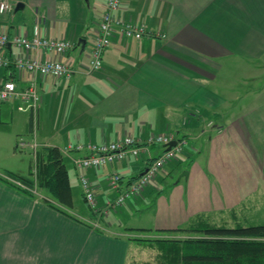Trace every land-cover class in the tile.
I'll return each mask as SVG.
<instances>
[{"label": "crops", "instance_id": "0c3cea01", "mask_svg": "<svg viewBox=\"0 0 264 264\" xmlns=\"http://www.w3.org/2000/svg\"><path fill=\"white\" fill-rule=\"evenodd\" d=\"M19 1L30 14L25 18L13 10L0 15V30L16 27L31 34L40 18L45 35L75 42L80 37L87 40L83 50L79 45L69 54L75 69L71 77L36 78L41 95L36 125L32 112L20 108L18 97L0 101V145L25 148L33 157L34 142L38 151L44 146L59 147L70 172L73 211L82 212L81 201L87 204L80 184L82 173L94 186L101 207L138 178L164 149L158 144L148 145L138 158L80 171L73 157L88 154L89 143L114 141L127 134L146 138L153 132L173 131L185 136L192 146L188 144L178 159L170 162L174 164L160 174L175 175L168 189H155L154 183L112 211L118 228L88 204L91 216L87 212L75 216L68 209L79 221L50 206L42 194L31 197L0 180V264H160L158 254L155 259L145 255L150 247L130 239L140 231L129 228L182 227L195 220L196 214L241 210L247 197L251 206L262 204L255 193L259 190L257 164L262 161L264 168V158L253 157L246 146L230 164L218 154L231 144L236 147L237 142L263 141L255 135L241 138L228 122L243 95L264 90V85L260 89L247 87L264 74L259 79L246 76L238 85L224 80L220 87L214 81L227 60L244 61L264 70V0H122L116 16L144 25L149 33L141 38L128 37L116 28L103 53V66L91 72L88 60L106 0H93V5L91 0ZM72 15L77 18L73 25ZM6 51L17 50L8 45ZM9 75L18 88L33 79L28 73L20 76L14 67L0 68V80ZM241 85L244 87L239 89ZM56 111L63 117L62 126L54 130ZM255 112L264 117V109ZM205 121L213 123L206 126ZM222 132L225 135H220ZM21 141L25 144L20 145ZM199 141L206 151H201ZM69 144L84 148L66 151ZM12 155L14 160L18 154L14 151ZM0 168V172L10 170ZM185 170L188 176L179 179ZM113 171L123 178L119 189L109 183ZM216 179L222 180L221 185L211 183ZM136 242L140 246L132 248L131 243Z\"/></svg>", "mask_w": 264, "mask_h": 264}, {"label": "built area", "instance_id": "2783aa9c", "mask_svg": "<svg viewBox=\"0 0 264 264\" xmlns=\"http://www.w3.org/2000/svg\"><path fill=\"white\" fill-rule=\"evenodd\" d=\"M122 0H106L105 10L102 13L98 23V30L94 35L93 46L88 60V71H95L103 66V53L111 44L112 36L116 28L128 37L141 38L149 31L142 24L118 18L117 11L121 8ZM15 9L11 0H0V15H6ZM14 46L17 51L8 52V45ZM76 42L69 38H55L45 35L41 31L40 18L37 19L33 32L31 34L22 33L18 28L11 30H0V68L14 67V70L20 76L28 73L33 79L23 88H18L15 80L9 75L7 79L0 80V101H8L12 97H18L21 100L20 108L28 109L34 115V124L36 125L37 111L41 102V95L37 87L36 78L54 77L69 78L74 73V64L69 58V54L75 47ZM46 54H50L47 55ZM176 140L177 143L170 149H167L169 142ZM186 139L177 138L171 132H153L146 138L135 137L127 134L114 141H103L102 143H89L86 147L89 153L82 156L73 157V163L80 171L94 168L99 169L109 166L118 161H124L130 157L138 158L141 153L147 149L148 145L158 144L163 146L162 152L152 159L145 172L136 180L130 182L120 194L106 201L105 208L99 207L96 191L91 181L85 174H81L80 184L82 193L87 204L95 212L101 211L108 213L109 209H117L125 203V200L131 195L140 194V192L149 184L168 161L176 158L183 151ZM25 142L21 141L20 145ZM37 143H33L34 157ZM83 145L69 144L66 151L80 150ZM8 180L15 184L28 188L22 181L6 173H1ZM109 183L112 188L119 189L121 184V175L116 171L109 174ZM38 196L39 192L33 190Z\"/></svg>", "mask_w": 264, "mask_h": 264}, {"label": "trees", "instance_id": "16d2710c", "mask_svg": "<svg viewBox=\"0 0 264 264\" xmlns=\"http://www.w3.org/2000/svg\"><path fill=\"white\" fill-rule=\"evenodd\" d=\"M78 46L79 44L76 42L75 47ZM168 132L175 134L177 138L188 141L185 136L180 137L173 131ZM35 154V169L30 172L32 176L21 175L10 170L3 171L22 181L29 189L15 184L3 175H0V180L31 197L38 196L33 191L34 189L37 191L38 187L46 189L53 199V201L49 200L50 206L79 220L67 210L73 207V194L70 172L62 151L57 146H44L39 151L36 150ZM121 182H123L122 176ZM95 213L103 214L101 211ZM196 219L198 220L197 224L187 226L186 229L200 235L193 234L194 236L189 235L190 237L186 238H151L142 235L143 232H151L150 229L129 228L140 231L141 234L132 236L130 239L156 249L160 264H264V223L216 226L210 225L202 215L197 216ZM181 229L182 227L157 229L156 231L179 232Z\"/></svg>", "mask_w": 264, "mask_h": 264}, {"label": "rangeland", "instance_id": "374dc122", "mask_svg": "<svg viewBox=\"0 0 264 264\" xmlns=\"http://www.w3.org/2000/svg\"><path fill=\"white\" fill-rule=\"evenodd\" d=\"M12 3L16 6V3L19 0H11ZM93 0H91V5H93ZM99 2H103V0H98ZM84 2V1H83ZM90 3V2H89ZM85 6L88 8L89 5H86V3H84ZM90 11V9H88V12ZM30 14V9L27 7V9H20L18 13L21 14H25V18H27V15ZM73 16V20H72V25L76 24L77 22V18L76 15H72ZM89 20L93 21V16L89 15ZM91 23V22H90ZM94 28V26L92 27ZM244 62V61H243ZM242 61L236 62V61H223V65L224 68L222 70H219L217 73V78L216 81H214V84H217L218 86L222 87V83L225 81H232L234 83H236V85H238L237 83H240V80H244L245 78H248L246 76H257L258 79L260 78V76H262L264 74V70L262 69H255V67L253 65H247L246 63H243ZM216 70V69H215ZM243 85L245 84L244 82L242 83ZM243 85L239 86L241 89L242 87H244ZM264 85V76L262 77V79H260L259 81H257L256 83H252L251 86H247V87H254L256 89H260L262 86ZM237 107L234 110L233 115L230 118V121L228 122V124H230L231 126H233V131H235L236 133L238 132L239 135H241V138L243 136H248L249 138H253L254 135L255 137H261L263 139V141H258L255 142L253 141L251 142H245V141H241L240 144H238V142L236 143V147L234 146V148L232 147L233 144H231V147H226V150L223 152H220V154H218V156H220L223 159H226L227 162L233 163V161L236 159V157L238 155H241L243 153L245 149L244 146H246L247 148L250 149V151H252L253 153V157H255L256 159H261L264 158V127L260 128L261 126H264V117L261 115H255V109H264V90L260 93V94H250V95H243L241 97V99L239 101H237ZM60 116H61V111L59 112ZM58 115V111H56L55 113H53V128L54 130L59 129L62 126V117H60ZM215 120V122H217V118L214 117L213 118ZM212 121L206 122L205 121V125L206 126H210L212 125ZM255 127H258V129H256ZM242 130V131H241ZM232 131V133H233ZM218 133V131L216 132ZM220 135H225V132L220 133ZM254 137V138H255ZM255 140V139H254ZM220 143V142H218ZM222 143V142H221ZM220 143V144H221ZM188 141L184 144L183 146V151L186 149V147L188 146ZM199 146H201V151H206L207 147H205V149H203V145L202 142L199 141L198 142ZM229 145V144H227ZM240 145V146H239ZM189 146H192V144H190ZM206 146V144H205ZM236 148V149H235ZM213 148H210V151ZM14 151L17 152V157L16 159H12L14 156L12 155V153H14ZM239 152V153H238ZM182 154V153H181ZM200 153H195L196 155H199ZM180 155H178L176 158H174L171 161H168L167 164L159 171L158 175L156 176V178H154V180H152L149 184H147L146 186L149 185H153L155 183L154 186L155 189L157 187H161L163 188V190H166L169 188V184L171 182H173V178L174 176H165V175H160L163 171L164 168L166 167H170L172 166V164L174 163H170V162H174V160H177L178 157ZM262 161H258L257 167H258V171L256 170V177L258 178L257 180V184L259 185L258 187V191L255 193L256 196H258L257 200L262 199L264 202V178L261 176L264 174V168H262L261 165ZM176 163V162H175ZM177 164V163H176ZM35 159L32 155V153L30 151H28L25 148H20L19 146L15 147V145L11 148L10 144L9 145H0V167L5 166L8 169H10L11 171L13 170V172L15 171V173H19L21 175H25V176H30V172L34 171L35 169ZM231 167H233L231 165ZM231 167L229 168V170L231 169ZM226 168V166L224 167ZM3 168H0V170H2ZM5 171V170H3ZM1 173H4V172ZM169 174V173H168ZM170 175V174H169ZM32 176V175H31ZM224 176H221V179H223ZM172 179V180H171ZM215 179V177L213 178ZM214 180L213 182H211L212 184H215V181L217 184L221 185L222 180ZM173 185V184H172ZM216 185V184H215ZM144 186V187H146ZM147 188V187H146ZM144 188L140 193H143L144 190L146 189ZM38 192L40 193L39 196H41L42 199L47 200V202L49 203L50 201H53L52 196L50 195V193L44 189V188H40L38 187ZM47 194L50 198L48 197H44L43 195ZM139 195V194H137ZM135 195V196H137ZM133 196V195H132ZM249 198V197H247ZM245 198V199H247ZM135 197H131L129 196L126 201L129 203L131 200H134ZM243 200L244 205L243 207H241V210H237L235 209L234 211H224V212H216V213H200V215L203 216V218H205L204 220H206L210 225H216V226H220L222 224H226V225H236V224H244V225H256V224H262L264 223V203L262 202V204L258 203L257 206H251V204L249 203L248 199ZM255 200V199H254ZM124 205V204H123ZM79 209L82 210V212H80L79 210H72V208H69L71 213L75 216H77V213H89V215L91 216V212H90V208L89 206L84 203L83 201L80 202L79 204ZM106 205L101 206V209L105 208ZM120 208V207H118ZM68 210V209H67ZM116 209L112 208L109 209L108 213H104L103 214H99L97 213V215H99L101 218L107 219L111 221L112 217V211H115ZM86 213V214H87ZM140 213H138L137 215H139ZM124 215H126V212L124 213ZM199 214H196V218L197 216H200ZM92 216H95L94 214ZM113 216V215H112ZM95 218V217H94ZM128 218V217H127ZM83 219V218H82ZM107 220H103V222L107 223ZM112 221H114L112 219ZM197 219L193 220L191 223H188V226H195V224H197ZM102 222V220L100 221ZM118 220L114 221V226L113 228H118L120 227V224H118ZM187 225L182 226L181 231H174V232H159L156 230H152V232H143L142 235L147 236V237H151V238H158V237H176V238H186V237H190L195 235H198L199 233H195V232H190L189 230L186 229ZM185 227V228H183ZM102 229V227H99ZM180 228V227H177ZM188 228V227H187ZM170 229H175V228H170ZM189 231V232H188ZM139 234H137L138 236ZM141 235V234H140ZM200 235V234H199ZM132 244V248L133 247H137L140 246L138 245V243H131ZM144 246V245H143ZM141 248V247H140ZM139 250L138 248L135 251ZM141 252H139L138 254H140ZM148 253V257L151 259H155V255L157 254V250L156 249H151L149 248L146 252ZM144 253H142L140 256H143ZM139 257V255H138Z\"/></svg>", "mask_w": 264, "mask_h": 264}, {"label": "water", "instance_id": "95a60500", "mask_svg": "<svg viewBox=\"0 0 264 264\" xmlns=\"http://www.w3.org/2000/svg\"><path fill=\"white\" fill-rule=\"evenodd\" d=\"M85 1H86L87 3H89V0H85ZM23 8H24V2L19 1V2H17V4H16L14 10L17 12V11H19L20 9H23ZM86 42H87V40H86V38H84V37H80V38L78 39V41H77V43L81 46V49H82V50L85 48V46H86ZM9 45H10V44H9ZM176 143H177L176 140H172V141H170V142H169V145H168V147H167V149H170V148H171L172 146H174ZM144 172H145V171H144ZM144 172H142V174H143ZM182 176H188V171H187V170L183 171V172L181 173V175L179 176V179H180Z\"/></svg>", "mask_w": 264, "mask_h": 264}]
</instances>
